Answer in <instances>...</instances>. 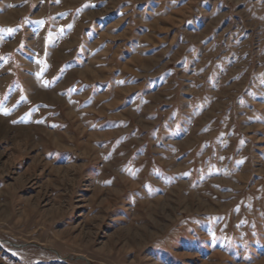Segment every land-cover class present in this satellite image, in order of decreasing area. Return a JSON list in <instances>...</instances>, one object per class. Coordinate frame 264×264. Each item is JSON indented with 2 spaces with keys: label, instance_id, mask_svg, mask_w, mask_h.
Returning a JSON list of instances; mask_svg holds the SVG:
<instances>
[{
  "label": "rangeland",
  "instance_id": "rangeland-1",
  "mask_svg": "<svg viewBox=\"0 0 264 264\" xmlns=\"http://www.w3.org/2000/svg\"><path fill=\"white\" fill-rule=\"evenodd\" d=\"M0 264H264V0H0Z\"/></svg>",
  "mask_w": 264,
  "mask_h": 264
},
{
  "label": "snow or ice",
  "instance_id": "snow-or-ice-1",
  "mask_svg": "<svg viewBox=\"0 0 264 264\" xmlns=\"http://www.w3.org/2000/svg\"><path fill=\"white\" fill-rule=\"evenodd\" d=\"M3 31H6V32H13L14 29L8 28V29H4ZM5 114H7V113H5Z\"/></svg>",
  "mask_w": 264,
  "mask_h": 264
}]
</instances>
